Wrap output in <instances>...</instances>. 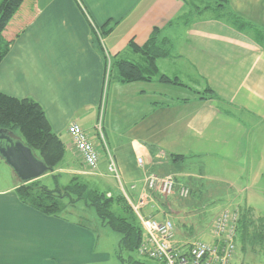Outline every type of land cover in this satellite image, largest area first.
Returning a JSON list of instances; mask_svg holds the SVG:
<instances>
[{"label": "crops", "instance_id": "0c3cea01", "mask_svg": "<svg viewBox=\"0 0 264 264\" xmlns=\"http://www.w3.org/2000/svg\"><path fill=\"white\" fill-rule=\"evenodd\" d=\"M209 2L23 0L10 22L16 39L0 63V92L41 106L66 149L55 172L90 179L116 196L122 193L108 171L109 155L132 202L143 200V216L163 221L176 196L147 191V175L173 176L177 189L194 177L191 166L209 172L218 164L264 163V0H228L229 12L250 29L212 12L179 22L195 5ZM156 29L158 45L168 51L156 61L158 72L182 85L111 81L104 94L105 54L111 62L135 61L129 42L142 47ZM206 87L217 99L199 98L195 92ZM101 104L106 149L94 130ZM71 123L94 132L88 137L99 154L96 170H88L76 153L67 133ZM11 175L0 187V264L110 261L90 228L22 204L15 193L20 183ZM194 184L191 189L200 188Z\"/></svg>", "mask_w": 264, "mask_h": 264}, {"label": "trees", "instance_id": "16d2710c", "mask_svg": "<svg viewBox=\"0 0 264 264\" xmlns=\"http://www.w3.org/2000/svg\"><path fill=\"white\" fill-rule=\"evenodd\" d=\"M22 3L23 0H0V63L9 53L16 39V34L11 33L10 22ZM227 4L228 0H210L209 3L202 5V8H199L200 5H195L193 12L183 15L179 18V22L192 21L195 14L199 16L212 12L217 19L227 18V21L238 29H250L251 25L229 12ZM158 33L157 29L153 31L142 47L137 46L133 41L129 42L128 49L133 56L137 57L136 62L116 57L111 62L110 72V75L112 76L113 73V78L116 79L109 77L108 84L111 81L129 84L157 80L163 84L182 85L176 78H170L158 72L157 59L168 55V51L158 45ZM195 93L201 100L217 99L209 87ZM0 128L17 132L25 144L32 148L45 166L51 170L49 175L53 182L51 187L41 183L40 180L17 185L15 193L22 204L45 216L59 217L77 226L88 228L72 216L73 209L82 204L85 208L93 210L102 227L120 236L114 251V258L118 264H147L148 260L137 258V249L143 237L142 229L123 195H108L81 176L55 172L65 157V145L52 131L43 109L37 102L29 98H14L0 92ZM171 157L173 160L181 158ZM63 179L66 180L65 183L61 182ZM186 188L189 191L187 197L195 193L194 189H189L187 186ZM185 199L177 200L182 203L188 200ZM185 241L193 240L185 239ZM261 243H264V217L255 218L252 211L246 209L239 217L237 244L242 251L247 249L254 251L253 246H260Z\"/></svg>", "mask_w": 264, "mask_h": 264}, {"label": "rangeland", "instance_id": "374dc122", "mask_svg": "<svg viewBox=\"0 0 264 264\" xmlns=\"http://www.w3.org/2000/svg\"><path fill=\"white\" fill-rule=\"evenodd\" d=\"M85 132L88 136L94 137L93 131ZM12 133L18 137L17 132L13 131ZM189 169L195 178L184 179L187 187L189 189L192 186L196 187L194 183H198L200 188H195V193L187 197L188 200L182 203L176 197H171L173 206L169 220L174 225L175 241L198 239L212 243L209 233L210 227L213 220L225 208L236 209L240 215H243L246 209H250L255 218L264 217V177L262 178L264 163L245 164L243 162L237 166L218 164V170H210L209 172L204 170L200 171L201 173L197 167L191 166ZM11 174L9 167L0 161V187L9 184ZM38 180L47 186L53 185L50 177H43ZM87 180L95 186L92 180ZM107 181L111 183V186H115L116 181L113 178H108ZM61 182L65 183L66 180L63 179ZM95 187L103 191L101 185ZM72 216L73 219L82 222L93 231L98 239V247L105 250L110 256V261L106 264H118L114 258V251L120 236L108 228L102 227L93 210L85 208L82 204L73 209ZM235 245L236 253L231 264H264V243H261L260 246H253L254 251L249 249L242 251L237 240ZM137 258L139 257L137 256ZM147 264L155 263L148 261Z\"/></svg>", "mask_w": 264, "mask_h": 264}, {"label": "built area", "instance_id": "2783aa9c", "mask_svg": "<svg viewBox=\"0 0 264 264\" xmlns=\"http://www.w3.org/2000/svg\"><path fill=\"white\" fill-rule=\"evenodd\" d=\"M110 72L111 59L105 54L104 94ZM94 130L103 148L106 149L103 136L102 104L99 108ZM67 133L84 166L90 171L96 170L99 154L86 132L76 123H71L67 127ZM108 159V171L119 182L121 193L136 215L142 229L143 237L136 253L139 258L156 264H231L236 253L235 242L240 217L239 211L225 208L213 220L209 230L212 243H206L198 239L183 244L178 243L175 241V229L170 220L158 221L143 216L141 213V208L144 206L143 200H139L137 203L132 202L128 192L120 184L118 169L113 159L109 155ZM138 165H142L141 160H138ZM144 182L147 191L161 198L176 195L180 199H185L189 194L184 185L175 188L173 176L160 177L149 174Z\"/></svg>", "mask_w": 264, "mask_h": 264}, {"label": "water", "instance_id": "95a60500", "mask_svg": "<svg viewBox=\"0 0 264 264\" xmlns=\"http://www.w3.org/2000/svg\"><path fill=\"white\" fill-rule=\"evenodd\" d=\"M0 161L20 184L36 181L51 172L32 148L4 128H0Z\"/></svg>", "mask_w": 264, "mask_h": 264}]
</instances>
